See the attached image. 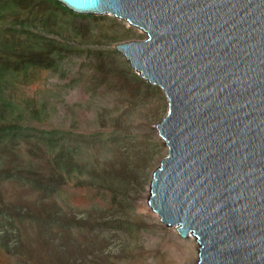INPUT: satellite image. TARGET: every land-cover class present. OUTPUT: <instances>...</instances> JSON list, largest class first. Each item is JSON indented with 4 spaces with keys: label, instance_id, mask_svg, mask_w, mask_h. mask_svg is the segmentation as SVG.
Wrapping results in <instances>:
<instances>
[{
    "label": "rangeland",
    "instance_id": "374dc122",
    "mask_svg": "<svg viewBox=\"0 0 264 264\" xmlns=\"http://www.w3.org/2000/svg\"><path fill=\"white\" fill-rule=\"evenodd\" d=\"M145 37L113 13L0 0V264L195 263L147 205L167 101L116 48Z\"/></svg>",
    "mask_w": 264,
    "mask_h": 264
},
{
    "label": "water",
    "instance_id": "95a60500",
    "mask_svg": "<svg viewBox=\"0 0 264 264\" xmlns=\"http://www.w3.org/2000/svg\"><path fill=\"white\" fill-rule=\"evenodd\" d=\"M58 1L146 33L116 48L167 101L151 210L197 264H264V0Z\"/></svg>",
    "mask_w": 264,
    "mask_h": 264
},
{
    "label": "bare ground",
    "instance_id": "6f19581e",
    "mask_svg": "<svg viewBox=\"0 0 264 264\" xmlns=\"http://www.w3.org/2000/svg\"><path fill=\"white\" fill-rule=\"evenodd\" d=\"M106 13H111V12H106ZM167 114V113H166ZM161 138V137H160ZM162 139V138H161ZM164 140V139H163ZM164 143H165V141H164ZM165 145H166V143H165ZM166 147H167V145H166ZM167 151H168V147H167ZM164 159V158H163ZM162 159V160H163ZM148 205V204H147ZM150 207V206H149ZM150 209H151V207H150ZM190 237H192L193 239H194V241H195V244H196V247H197V259H196V261H195V263L197 264V262H198V247H199V243L196 241V239L193 237V236H191V235H189ZM189 236H187V237H189ZM181 237V236H180ZM187 237H181V238H187ZM194 263V264H195Z\"/></svg>",
    "mask_w": 264,
    "mask_h": 264
}]
</instances>
